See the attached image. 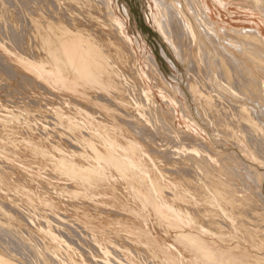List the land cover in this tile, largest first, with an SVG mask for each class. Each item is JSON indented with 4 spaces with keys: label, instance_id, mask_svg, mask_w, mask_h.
<instances>
[{
    "label": "bare ground",
    "instance_id": "bare-ground-1",
    "mask_svg": "<svg viewBox=\"0 0 264 264\" xmlns=\"http://www.w3.org/2000/svg\"><path fill=\"white\" fill-rule=\"evenodd\" d=\"M154 1L179 56L196 45L209 67L187 8L215 45L220 83L261 102L231 107L213 90L203 94V82L192 87L200 108L226 112L244 156L264 167V83L237 56L264 73V37L242 30L229 51L199 0ZM234 1L264 14V0ZM110 2L0 0V149L29 155L28 166L47 175L0 159V264H264L252 253H264V172L243 162L235 170V154L218 170L204 144L173 139L179 131L147 90ZM51 190L57 202L44 196Z\"/></svg>",
    "mask_w": 264,
    "mask_h": 264
},
{
    "label": "rangeland",
    "instance_id": "rangeland-1",
    "mask_svg": "<svg viewBox=\"0 0 264 264\" xmlns=\"http://www.w3.org/2000/svg\"><path fill=\"white\" fill-rule=\"evenodd\" d=\"M110 1H111L110 2L111 9L113 10V13H114L115 21L122 28L125 36L130 41L131 45L133 46V48L135 50V54L137 57V69H138V72L140 73V75L142 76V78L144 80V83L146 85L147 90L151 94L154 95L156 102H158L160 108H162L161 109L162 112L164 114L167 113L168 116L172 117L171 123H172L174 129H176V131L177 130L179 131L178 135L176 133L177 137L174 136L173 139L176 138L175 141L183 142L184 141V139L182 137V135H183L186 138L188 137V139H190L189 141L191 143L193 142L192 144H194V145L196 144V146L198 148L200 146L202 148V146L204 144V146L212 152L211 153L212 155L210 154V159L218 170L219 169L220 170L221 169L226 170L225 164H227V168H228L229 164H231L232 166L235 164V166H233L234 169L235 170L237 169V171L242 172V171H240L242 169L241 168L242 166L241 165L238 166V165L243 162V163H246L248 165L257 167L260 169L261 172H264V167H262L261 164H259L258 162H252V160L246 158V156H244L242 150H240V147L236 143V141H238V140H236L237 137L235 138V136H234V134H236L238 132V129L235 126L232 127L234 124L231 123L230 121H226L227 123L225 122L226 112L223 110L220 111V109L215 108L216 112L218 111L216 113L214 108H213V109H211V111L212 112L214 111V113H216L213 116V113L209 109L208 110L203 109L202 105H201V108L199 106L198 99H196L197 97L194 94L195 91L192 88L194 86H197L199 84V82L201 84L203 82V84H202V85H204V86H202L203 89H202V87L200 88L201 92L204 90L203 94H205L206 91H207V93L208 92L211 93L213 90L214 93L212 92L211 94H214L216 97H217V95L220 96L221 99H223L226 103H229L230 106L231 105H233L234 107H239V105L240 106H248L250 108H255V109L260 110L258 108L259 107L258 104H261V102L256 103V101H250V99H248V98H242V97L238 98L239 96L234 94V92L225 89L224 84L220 83L219 79H217L218 78L217 72H216L217 70H216V68H214L215 66L213 64V56L215 54V48L213 46H215V45L213 43H211L210 41H208L206 39L205 35H203V33L201 32V30L198 29V26L196 25L194 19H192V17H190V16H192L191 12L187 8H185V6H183V9L185 8L184 13H185L187 19L191 22V24L193 26L192 28H193L194 33L209 48V49L207 47L205 48L208 51V54H207L208 58H209V60H208V63H209L208 66L209 67L208 68H204L205 67V66H203L204 62H203L202 58L199 56V53L196 56V54H197L196 45L193 46V48H192L193 53L191 52L190 56L194 57V61H195V59H198V61H200V62H198L196 60L197 63L196 62L195 63L196 64L199 63L197 65V67H196V64L191 63L190 56L187 57V55H186V57H185L186 59H185L181 55L179 56L177 54V52H176L177 46H176V49H174V47L170 43L169 36L165 33L164 29L159 24L160 22H158L156 20V18L159 17L160 12H159V9L157 8L154 0H110ZM199 1L201 4V7L205 10L206 14L208 15V17L210 18V20L214 24V26H215L218 34H219V38L217 39L218 40L217 44L219 47L221 45V47L223 46L222 48H224V49H229V51L232 50L231 48H233V46H232L231 40L233 41L234 37L238 33H240V31H242V30H244V31H249L251 29L257 30L264 37V14L250 8L249 5H247V3L243 2V1H234V0H199ZM125 8L127 9L128 14L125 13V11H124ZM224 30H226V31H224ZM225 32H226V34H224ZM227 32H230V33L233 32V33L232 34L229 33L227 35ZM222 34L227 35V36H224ZM229 35H231V36H229ZM231 37L233 39H231ZM229 39H231V40H229ZM136 42H137V44H136ZM230 46H232V47H230ZM162 50L174 62L176 68L171 66V64L168 62V60L163 55ZM210 53H211V55H210ZM209 55L211 57H209ZM237 56L239 58L243 59L244 61H247L252 73L256 76V78H258L260 81H262V83H264V73L262 71L260 72V69L257 68L255 65H253L242 54H237ZM151 58H155L157 63H158L159 70L161 72V78H162L161 84H160V82L159 83L157 82V76H156L155 72H153L154 69L150 63ZM188 60H189V62H188ZM193 65H194V67H193ZM197 70L199 72H195ZM196 74H198V76ZM194 76H195V79L193 80ZM198 78L200 79V81H197ZM192 80H193L192 84L195 83L194 85L190 84L191 83L190 81H192ZM5 82L3 81L4 85L6 84ZM158 84L160 86L162 85L161 89H160V87H158ZM164 88H167V89H164ZM166 90H168V91H166ZM224 90H226V91H224ZM230 92H231V94H230ZM217 93H219V94H217ZM222 97H224V98H222ZM231 101L235 104H232ZM36 106L37 105H35V107ZM38 106L36 107V110L38 111V115H39V113H40L39 109H42V106H40V105H38ZM233 106H231V107H233ZM37 108H39V109H37ZM198 109L200 111L202 110L201 114L198 113ZM37 111L34 112L36 115V116L34 115L35 118L36 117L39 118V116L37 115ZM224 112H225V114H224ZM167 114H165V115H167ZM207 114H208V116H207ZM220 115L222 117L224 116L223 117L224 122H222L223 120H222ZM206 118H207V120H206ZM218 118H219V120H218ZM212 119H214V120L212 121ZM215 120H217V121H215ZM228 122H229V124H228ZM221 130H222V132H220ZM55 132H57V131L55 130ZM57 133H59V136L62 135L60 140H63L64 139L63 136H65V132H62V130L61 131L59 130ZM232 133H233V135H232ZM191 140H193V141H191ZM3 148L4 147H2L0 149V159L4 160L6 162L15 163V164H26L27 165L26 168L29 169L31 172L37 173L40 177L46 178V176H47L46 174H43L41 171L38 172L37 169L35 170V168L32 169L31 166L30 167L28 166V164L30 165V163H29L30 160H29V158H27L29 155L24 157V158H21L19 156L18 150H16L15 148L5 147V149H4L5 152L3 151ZM13 149H14V151H13ZM15 150L17 153L15 152ZM11 151H13V152H11ZM5 153H8V154H5ZM12 153H14V155ZM9 154H11L13 156L11 157V155H9ZM230 154L231 155L235 154L237 156V158L239 159L238 162L233 161V159H232V161L234 163L233 164L231 161V157H230V159L228 158V156H231ZM222 155H224V156H222ZM226 155H228V156L226 157ZM245 155H248V153H245ZM219 156H221V157H219ZM225 158H226V160L231 161V163L228 164V162L225 160ZM237 158H236V160H237ZM220 159H222L221 160L222 162L220 161ZM26 161H28V162L26 163ZM221 163H222V165H221ZM53 191L54 192H52V190L50 192H48L49 193V194H47L48 196L46 194L44 196L48 197V199L50 198L52 201L57 202L56 200L59 199L60 193L58 192V190H57V192L59 194L56 192V190H53ZM262 191L263 192H262L261 198H263V199H261V200L258 199L259 200L258 204H259V206H261V209L264 208L263 207L264 206V189ZM249 193H251L250 195L254 199L257 200L258 197L254 194V190L249 188ZM51 195H52V197H51ZM53 196H54L55 200H53ZM46 197H44V198H46ZM55 197H57V198H55ZM96 198H95V200H96ZM48 201H50V200H48ZM52 201H50L51 203L49 202V204H51V205L48 207L49 208L54 207V206L58 207V205L54 204ZM39 206H43V205L39 204ZM252 253L255 256H257V258L260 257L259 259H262V257H263V259H264V253L259 252V251H255V250L252 251Z\"/></svg>",
    "mask_w": 264,
    "mask_h": 264
}]
</instances>
